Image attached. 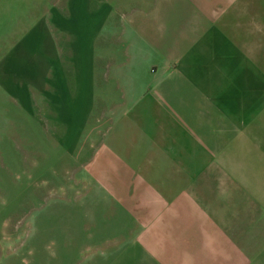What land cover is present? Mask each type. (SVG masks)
<instances>
[{
  "label": "rangeland",
  "instance_id": "1",
  "mask_svg": "<svg viewBox=\"0 0 264 264\" xmlns=\"http://www.w3.org/2000/svg\"><path fill=\"white\" fill-rule=\"evenodd\" d=\"M104 1L0 0V264H264V231H244L264 217L255 221L252 193L235 184L264 175H232L264 171L258 127L241 130V159L138 158L169 153L150 150L152 128L119 96L134 87L120 73L139 71L128 28L107 48L94 42L89 20ZM110 1L122 13L135 6ZM240 23L247 65L264 79V0H241ZM258 103L252 114L264 122V92ZM208 164L223 169L229 191L202 182ZM193 182L199 191H186ZM205 223L233 229L218 234L235 236L232 255L206 248Z\"/></svg>",
  "mask_w": 264,
  "mask_h": 264
},
{
  "label": "crops",
  "instance_id": "2",
  "mask_svg": "<svg viewBox=\"0 0 264 264\" xmlns=\"http://www.w3.org/2000/svg\"><path fill=\"white\" fill-rule=\"evenodd\" d=\"M202 2L209 5L208 0H135V6L122 13L113 11L109 0L103 3V12L89 20L90 26L98 28L100 37L94 42L99 47H109L112 35H120L122 27L128 28L125 35L131 47L129 65L139 64V71L135 73L129 66L126 73H120L119 80L134 81V87L123 88L119 96L123 93L137 116L152 128L148 132L154 138L150 150L154 154L169 153L138 158L241 159V144L249 143L241 142V130L253 127L259 129L258 135L252 137L254 144H264V122H259L263 119H255L252 114L262 106L258 102L263 96L264 79L247 65L254 58L241 39V0H216L210 10L201 8ZM97 16H101L98 21ZM125 16L134 17L127 20ZM113 26L120 31L112 32ZM151 68H156L153 77L149 76ZM149 78H153L150 94L138 103ZM205 170L202 182L211 186L210 190L229 191L234 186L229 180H221L225 174L217 165L208 164ZM239 174L260 176L264 171L232 173ZM258 182L261 185L255 188ZM235 184L252 193L255 221L264 217V194H255L264 193V176ZM185 190L199 191L194 182ZM190 196L193 201L195 195ZM232 203L237 207L240 204ZM246 223L249 225V221ZM254 226L244 231H264V227ZM211 228L212 223L201 225L200 240L207 249H222L226 259L232 255L231 244L226 246L230 236L218 234L234 231L225 226L215 232Z\"/></svg>",
  "mask_w": 264,
  "mask_h": 264
}]
</instances>
